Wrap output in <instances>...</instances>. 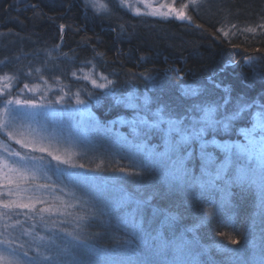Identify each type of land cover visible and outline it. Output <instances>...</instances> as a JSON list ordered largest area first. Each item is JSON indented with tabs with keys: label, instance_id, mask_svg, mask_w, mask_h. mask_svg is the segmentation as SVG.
Wrapping results in <instances>:
<instances>
[{
	"label": "snow or ice",
	"instance_id": "snow-or-ice-1",
	"mask_svg": "<svg viewBox=\"0 0 264 264\" xmlns=\"http://www.w3.org/2000/svg\"><path fill=\"white\" fill-rule=\"evenodd\" d=\"M109 3L104 0H83L85 10L91 9L93 18L100 19L110 18L112 10ZM136 3L150 9L144 15L173 17L180 21L189 19L186 10L190 5L187 3L177 5L172 0L159 7H153L148 0H136ZM118 6L134 11L136 16L142 15L131 0H119ZM221 31L217 30V39ZM223 36L227 37L228 33L224 32ZM93 54L94 58L102 55L95 49ZM246 62L255 63L251 58ZM84 66H89L87 61ZM173 71L179 72L178 69ZM141 78L150 81L152 89L159 87L151 75L141 74ZM84 79L89 80V77ZM210 82L213 89L220 88L211 78ZM90 83L94 90L105 91L99 94L94 90L87 91V96L95 97L98 101L101 97H111L115 105L130 111V117L117 116L113 120L100 122L89 111L91 123L83 119L77 122L73 116L77 109L71 107L72 96L65 98L58 95L55 100L41 97L39 101L34 96L20 99L23 89L15 94L4 89L0 96V187L7 189L6 194L0 192V209L3 210L0 211V218L4 219L3 229L0 230V260H4L5 264H60L56 256L41 257L39 246L36 255L29 256L31 247L26 248L23 243L17 246L15 238L7 232V220L13 217L16 224L21 226V216L31 218L40 215L42 221L45 219L41 214L49 209H37V203L42 202L39 197L30 196L28 202L10 198L21 190L19 181L30 182L37 178V174L46 179L54 176L65 187H74L83 197H87L84 203L92 205L94 220L105 218L103 222L110 224L114 217L117 228H122L125 236L131 237L110 252H101L79 236L66 232L63 225L48 233L49 245L59 240L61 244L70 245L73 252L87 248L98 256L102 264H203L200 256L207 249L200 245L197 231L204 223L216 220L223 210L231 206L233 188L239 187L245 192L254 190L258 204L264 208V123H254L250 128L237 127V123L246 117L264 115V104L234 98L227 89L217 95L207 88L202 92L198 88L185 86L182 88L185 95L196 99L182 111H175L158 96L149 95L151 90L147 85L144 93L133 88L126 94H117V82L106 75L97 77L94 74ZM24 89L31 90L28 84H24ZM75 97L77 105L87 103L79 98V91ZM56 105L63 107L57 108ZM117 125L127 126L128 132L119 131ZM49 126L69 135L77 129L86 137L89 133L98 134L101 140L99 147L110 157L109 163L103 167L97 164L95 169L89 168L84 172L70 171L84 169L85 165L71 163L37 139L38 131L47 130ZM233 132L243 134L246 143L216 138ZM117 157L119 160L132 159L131 167L139 171H128L127 167L118 163ZM109 168L111 174L103 175ZM121 173L133 178L131 190L123 182L125 177L118 175ZM51 186L38 184L24 190L46 191ZM5 195L9 198H2ZM193 206L198 207L195 222L191 226L178 228L183 212ZM189 232L192 239H188ZM111 235L117 238L114 233ZM40 240L44 241L45 237H40ZM232 243L238 241L232 240ZM196 245H200L203 251L195 252ZM46 250L51 251L50 248ZM235 259L239 264H247L243 257ZM72 264L90 262L74 257ZM259 264H264V250L259 255Z\"/></svg>",
	"mask_w": 264,
	"mask_h": 264
},
{
	"label": "trees",
	"instance_id": "trees-1",
	"mask_svg": "<svg viewBox=\"0 0 264 264\" xmlns=\"http://www.w3.org/2000/svg\"><path fill=\"white\" fill-rule=\"evenodd\" d=\"M110 3V18L100 19L93 18V12L85 10L81 0H0V72L9 71L19 79V85L41 81L48 86L60 85L63 89L79 91L100 122L117 116L130 117L131 113L115 105L111 97H101L98 101L87 96L85 93L94 89L79 73L82 69H91L93 75L103 74L116 81L117 94H126L133 88L144 93L147 85L151 90L149 95L158 96L175 111H182L196 99L185 95L182 91L185 86L202 92L207 88L217 95L227 89L234 98L264 104V27H261L264 0H198L190 4L186 10L189 19L184 21L173 17L136 16L113 0ZM218 29L222 30L219 39L216 38ZM224 32L228 33L227 37L223 36ZM93 49L102 55L94 58ZM248 58L255 63L246 62ZM85 61L89 66H84ZM141 74L154 77L159 87L152 89L151 82L142 79ZM210 78L219 89H213ZM94 91L99 94L105 90ZM260 117L264 119V115ZM253 124L254 118L246 117L237 127L250 128ZM117 127L123 133L128 132L127 126ZM90 134L101 143L98 134ZM226 137L237 139L239 135L233 132ZM216 138L225 139L224 136ZM98 146L99 150L92 153L96 157L93 161L103 159V167L110 157ZM117 160L128 171H139L131 167L132 159L117 157ZM106 173H111V168ZM119 175L125 177L123 182L131 190L133 178ZM82 212L86 216L81 225L82 238L92 248L110 252L131 238L125 236L122 228H117L114 217L110 224L103 222L105 218L94 220L91 204ZM197 213V206L184 211L178 228L191 226ZM113 233L117 238H112ZM197 235L200 245L207 249L200 256L203 264H239L236 257H243L250 264L264 250V208L258 204L255 191L233 188L231 206L216 220L204 223ZM187 236L192 239L191 232ZM255 238L261 243L257 253L250 243ZM232 240L238 243L233 244ZM200 245L194 246L195 252L203 251ZM76 254L90 264H102L87 248Z\"/></svg>",
	"mask_w": 264,
	"mask_h": 264
},
{
	"label": "rangeland",
	"instance_id": "rangeland-1",
	"mask_svg": "<svg viewBox=\"0 0 264 264\" xmlns=\"http://www.w3.org/2000/svg\"><path fill=\"white\" fill-rule=\"evenodd\" d=\"M81 1L83 4V0ZM197 1L198 0H175V3L177 5L182 3H187L190 5L196 3ZM104 2L109 3L108 0H104ZM114 2L119 5V0H113V3ZM131 2L135 6L139 7L141 14H144L150 10L146 8L144 4H137L136 0H131ZM166 2L171 3L172 0H148V3H150L153 7H159L160 4ZM123 9L127 10L126 8ZM89 11L93 12L91 9H89ZM131 12L135 14L134 11ZM79 73L84 77H89L88 81H90L94 76L91 74V69H82ZM73 75L76 76L78 74L73 73ZM95 76L98 77L99 75ZM17 81H19V79L14 77V75L9 74V71L6 69L0 72V96L3 95L4 89H8L9 91L13 92V94L23 89V92H21L19 96L20 99H24L25 96H34L38 101L41 97L55 100L58 95L64 96L65 98H67V96H72L73 98L71 100V107L77 109V111L73 113L75 120L79 122L81 119H83L86 123L92 122V118L89 116V111L94 115L95 113L88 102L85 105H77L75 103V93H77L76 91H71L67 88L63 89L60 85L48 86V84H42L41 81L25 83L28 84L29 89H31L29 91L28 89H24L23 84L19 85ZM79 98L84 99L81 95ZM56 107L61 108L63 105H56ZM254 123H264L263 117L254 118ZM224 137L225 139L223 140H229L226 135H224ZM37 139H39L40 142L46 147H49L50 150H52L55 154L61 155L62 158L68 159L71 163H83L85 165L84 169L75 168L69 169L70 171L84 172L89 168L95 169V162L101 165V161L103 160L98 159V161H93V159H96V157L92 153H96V151L99 150L96 148L98 145L95 146V144L100 143L94 140L90 133L86 137L85 135L81 134L78 129L72 131L71 135H69L67 132L62 133L59 129L49 126L47 130L38 131ZM231 140L239 141L242 144L246 143L243 134H240L237 139L234 138ZM14 147L17 149L19 148L18 145H14ZM85 150L89 151L90 153H86ZM80 159L83 160L81 161ZM86 159H90L92 163ZM133 162L134 161L131 160L132 164ZM102 174L110 175L111 173L103 172ZM49 176H51L50 173ZM19 183L21 190L19 192H15L13 196L10 197L11 199L28 202V198L30 196L34 198L39 197L42 202L37 203V209L47 208L49 211L41 214L45 218L43 221L40 219V215H36L31 218H26L25 216L19 217V219L22 221V226L16 224L15 217L7 220V223L9 224L7 232H9L11 236L15 238V244L18 246L19 244L23 243L25 244L26 248L30 246L32 250L29 252V256H35L37 253V247L39 246V253L41 257L48 255L56 256L60 261V264H72L74 257L81 258V256L76 254L81 249L73 252L70 245L66 243L61 244L59 240H56L53 245H49L48 240L50 237L48 236V233L50 231L59 229L63 225L66 232L71 233L73 236H79L81 240L87 241L86 239L82 238L83 228H81V225L85 223L86 216L83 214L82 210H84L87 205L84 203V201L87 200V197H83L81 193L76 191V189L71 185L65 187L63 184H60L58 181H56L54 176H52L51 179H46L40 174H37V178L35 180H31L30 182L21 180ZM38 184H51L52 186L46 191L41 190L39 192H33L31 190H24L32 189L34 185ZM65 184H67V181H65ZM13 187L15 186L13 185ZM0 192L6 194L7 189L0 187ZM73 193H75V195H73ZM2 198L8 199L9 197L5 195ZM0 211L3 210L0 209ZM81 218H83V220ZM3 223L4 219L0 218V230L3 229ZM40 237H45V240L41 241ZM69 239H71V237H69ZM260 245L261 243H259L256 238L252 240L251 247L253 252L257 253L261 247ZM262 247L264 249V244H262ZM46 248H50L51 251H47ZM259 255H257V258L253 259L250 264H259ZM8 259L12 258L9 257ZM0 264H5V261L0 260Z\"/></svg>",
	"mask_w": 264,
	"mask_h": 264
}]
</instances>
